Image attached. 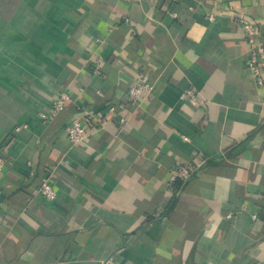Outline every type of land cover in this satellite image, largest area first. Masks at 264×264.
Returning a JSON list of instances; mask_svg holds the SVG:
<instances>
[{
    "label": "crops",
    "instance_id": "crops-1",
    "mask_svg": "<svg viewBox=\"0 0 264 264\" xmlns=\"http://www.w3.org/2000/svg\"><path fill=\"white\" fill-rule=\"evenodd\" d=\"M230 6L264 24V0H0V264H264V87ZM140 74L157 93L119 108Z\"/></svg>",
    "mask_w": 264,
    "mask_h": 264
},
{
    "label": "built area",
    "instance_id": "built-area-1",
    "mask_svg": "<svg viewBox=\"0 0 264 264\" xmlns=\"http://www.w3.org/2000/svg\"><path fill=\"white\" fill-rule=\"evenodd\" d=\"M226 13H229L236 23H238L243 29L249 53L247 68L252 73L255 83L258 86L264 87V24H260L255 18L248 16L246 11L242 8L237 9L235 6H230ZM208 17L210 20H214L217 17V13L210 12ZM94 72L100 73L98 65L94 68ZM157 89L155 82L150 80L146 75L140 74L132 82L125 100L118 106L123 110L128 107H135L144 99H148L155 95ZM69 99V94L63 93L58 99L53 101L50 111L42 114L43 120L45 122L49 121L52 116L65 107V104ZM182 99L196 105H202L204 103L201 94L193 88L184 90L182 93ZM262 105L264 108V95L262 97ZM116 107L117 106H111L110 112H115L117 110ZM104 121L105 120H98L92 113L77 116L72 120L67 129L68 138L74 144L86 142L96 130L103 126ZM121 122L125 124L127 119L122 117ZM22 127L23 126H18L17 129ZM196 170L197 165L194 163L180 164L175 168L171 179L174 180L179 178L183 181H188L195 175ZM39 191L48 201L53 202L57 199V191L54 186L51 168L46 169L45 174L42 177ZM256 217V215L253 216V218Z\"/></svg>",
    "mask_w": 264,
    "mask_h": 264
}]
</instances>
